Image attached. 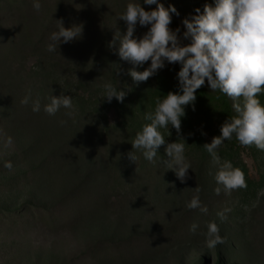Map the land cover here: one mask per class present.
<instances>
[{"label":"rangeland","instance_id":"rangeland-1","mask_svg":"<svg viewBox=\"0 0 264 264\" xmlns=\"http://www.w3.org/2000/svg\"><path fill=\"white\" fill-rule=\"evenodd\" d=\"M59 1L41 0L39 13L32 1L0 11V53L13 54L0 65V124L16 121L0 134V264H264V152L235 137L225 141L218 154L243 173L246 187L217 195V168L203 145L221 135L225 122L218 119L210 129L195 102V111L189 105L182 120L185 141H178L185 143L192 167L185 183L161 163L166 145L155 163L140 152L137 164L130 161L132 142L150 123L145 115L155 111L159 91L131 79L121 87L128 92L124 102L108 103L102 95L107 82L90 84L71 67H57L31 42L49 41L63 21L66 28L83 25V34L57 46L61 54L76 42L100 48L106 25L116 36L121 26L115 23L127 4L142 0H70L62 11ZM160 2L179 12L170 28L186 31L184 19L213 0ZM143 6L146 11L157 7ZM149 28L137 25L135 37ZM25 29L31 39L26 44ZM29 91L41 102L38 113L31 103H22ZM61 93L73 97L74 110L49 116L44 105ZM160 131L166 144L177 141L171 126ZM32 149L38 154H28ZM8 162L11 169L4 166ZM197 187L207 214L187 208ZM219 212L225 213L223 222ZM210 222L226 239L211 249L205 243Z\"/></svg>","mask_w":264,"mask_h":264},{"label":"clouds","instance_id":"clouds-1","mask_svg":"<svg viewBox=\"0 0 264 264\" xmlns=\"http://www.w3.org/2000/svg\"><path fill=\"white\" fill-rule=\"evenodd\" d=\"M143 5H156V9L146 11ZM33 9L39 13L43 5L41 0H32ZM196 15L185 18L183 25L186 31L173 30V15L179 12L174 5L165 7L160 0H142L141 3L129 2L119 19L127 24L126 34L117 33L119 41L118 56L134 67L128 75L139 85L154 77L168 64H179L177 73V91L169 92L166 98L157 99L154 112L146 113L145 124L141 132L136 134L132 142L133 151L128 158L137 164V152L145 160L156 162L161 146L165 147V157L161 163L171 170L176 178L185 183L189 179L191 163L186 157L185 141L182 136V120L186 117V108L191 105L195 111L197 90L207 82L211 92H219L232 101L236 116L229 118L220 129L221 135L214 137L211 143L203 147L211 157L213 167L217 168L215 192L221 194L239 188H245L243 173L234 168L230 161L222 160L218 150L225 141L233 137L243 146H255L264 152V103L259 99L264 95V0H213L205 4L203 10L197 8ZM137 25L148 27L142 38L135 37ZM83 25L66 28L59 21L58 30L50 36L47 50L55 52L57 46L67 44L81 38ZM187 41L188 43H185ZM112 47H115L113 42ZM151 61L144 71H137ZM130 91V89H129ZM128 92L121 90L111 82L103 84V100L111 103L113 99L123 103ZM24 105L31 103L33 112H40L41 102L33 100L29 93L22 100ZM74 110L73 97L61 93L59 97L52 95L50 102L43 110L49 116H55L61 109ZM174 128L178 134L176 142L167 143L160 131ZM206 135V133H202ZM13 167L11 162L4 165ZM197 194L187 203L189 210L199 209L207 214ZM221 222L226 219L224 212L217 213ZM198 224H192L190 231L195 234ZM220 228L215 222L207 225L205 233L206 246L211 249L224 244Z\"/></svg>","mask_w":264,"mask_h":264},{"label":"trees","instance_id":"trees-1","mask_svg":"<svg viewBox=\"0 0 264 264\" xmlns=\"http://www.w3.org/2000/svg\"><path fill=\"white\" fill-rule=\"evenodd\" d=\"M32 0H0V11L4 7L14 6L25 8L29 2ZM70 0H60L58 2V9L63 10L67 7ZM115 25L121 26L120 34L127 31V24L123 20H119ZM118 29V27H117ZM116 29V31H117ZM181 29V35L184 28ZM112 25H106V34L104 38V44L100 48L92 43H86V45H81L78 42L72 45L70 50L65 51L61 54V51L56 50L55 52H49L47 50L49 41L46 38H41L36 44L31 42L29 39V30L25 29V44L30 43L36 47L39 56H42L44 60L53 62L57 67H71L75 74H77L80 79L85 80L90 84H95L96 82H111L117 87H126L129 80L132 78L128 75L129 70L134 66L120 59L118 56L119 41L115 40V32H113ZM125 30V31H124ZM113 42L115 47H112ZM185 43H188L185 41ZM40 46V47H38ZM60 53V54H59ZM60 55V56H59ZM13 54L10 51H4L0 53V65H7L12 60ZM68 62V63H67ZM150 63L145 64L142 68H136L137 71H144ZM180 71L179 64H168L164 69L160 70L157 75L150 77L146 84L159 91V99L162 100L166 98L169 92L177 91V73ZM202 90H197V101L196 105L199 106L200 111L205 116L207 125L212 129L216 120L221 119L222 122H226L229 118L236 116L234 109L232 108V101L222 95L219 92H211L207 82L201 87ZM205 93V96L201 94ZM206 97L205 101L204 98ZM259 99L264 103V95H260ZM15 119L11 122L0 124V134H5V132L10 131L16 124ZM28 154L34 156L38 154L37 149H32ZM27 157L24 155L23 158ZM75 202L78 201V196L75 197Z\"/></svg>","mask_w":264,"mask_h":264}]
</instances>
